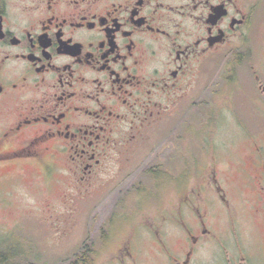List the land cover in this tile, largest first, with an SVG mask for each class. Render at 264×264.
Instances as JSON below:
<instances>
[{
	"label": "flooded vegetation",
	"instance_id": "flooded-vegetation-1",
	"mask_svg": "<svg viewBox=\"0 0 264 264\" xmlns=\"http://www.w3.org/2000/svg\"><path fill=\"white\" fill-rule=\"evenodd\" d=\"M261 19L264 0H0V168L15 165L19 179L39 164L98 190L149 129L179 123L198 71L244 52ZM203 138L185 152L176 132L155 164L158 193L176 195L164 218L185 228V264L194 246L221 240L218 211L237 223L224 160ZM256 165L264 195V160Z\"/></svg>",
	"mask_w": 264,
	"mask_h": 264
},
{
	"label": "rangeland",
	"instance_id": "rangeland-1",
	"mask_svg": "<svg viewBox=\"0 0 264 264\" xmlns=\"http://www.w3.org/2000/svg\"><path fill=\"white\" fill-rule=\"evenodd\" d=\"M256 27L244 52L198 71L179 123L168 117L149 129L132 162L110 180L119 169L112 166L98 190L39 164L19 179L15 165L0 168V180H9L0 193V250L23 251L10 264H68L83 249L94 251L96 264H185V228L164 218L176 212V195L158 193L155 165L176 132L185 152L196 142L202 146L204 135L224 160L218 177L237 220L231 224L228 211H218L221 240L194 246L188 264H264V195L254 187L256 163L264 160L256 150L260 145L264 153V19ZM212 111V117L204 116ZM157 226L162 241L151 233Z\"/></svg>",
	"mask_w": 264,
	"mask_h": 264
},
{
	"label": "trees",
	"instance_id": "trees-1",
	"mask_svg": "<svg viewBox=\"0 0 264 264\" xmlns=\"http://www.w3.org/2000/svg\"><path fill=\"white\" fill-rule=\"evenodd\" d=\"M22 250L5 248L0 250V264H10V262L21 255ZM94 251L91 249H83L77 256L76 259L72 260L68 264H96L97 259L95 257Z\"/></svg>",
	"mask_w": 264,
	"mask_h": 264
}]
</instances>
